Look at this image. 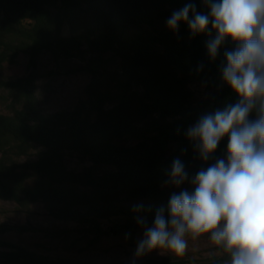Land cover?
Masks as SVG:
<instances>
[{
    "label": "trees",
    "instance_id": "trees-1",
    "mask_svg": "<svg viewBox=\"0 0 264 264\" xmlns=\"http://www.w3.org/2000/svg\"><path fill=\"white\" fill-rule=\"evenodd\" d=\"M189 3L208 14L203 0H0V68L26 53L35 69L48 53L58 62L80 58L85 64L79 69L91 76L85 100L53 113L39 107L34 71L19 80L0 78V91L13 93L11 112L0 113V200L20 209L42 204L55 220L87 226L93 241L134 237L142 230L137 215L151 226L158 208L164 207L167 216L173 192L193 190L187 182L180 188L166 183L174 159L180 158L192 177L225 157L227 137L203 162L185 133L203 115L237 101L220 72L224 53L236 45L226 40L212 60L207 42L216 33L210 25L195 36L184 22L175 32L158 30ZM65 28L71 35H64ZM116 60L118 67L112 68ZM193 81L207 82L214 90L196 100ZM69 153L92 165L69 168ZM101 166L110 169L99 174ZM139 204L144 211L136 213L133 206ZM112 218L121 221L101 228ZM9 229L0 226L2 232ZM1 248L7 250H0V263L48 261L3 239ZM227 259L219 250L211 264ZM197 262L186 253L104 264Z\"/></svg>",
    "mask_w": 264,
    "mask_h": 264
},
{
    "label": "clouds",
    "instance_id": "clouds-1",
    "mask_svg": "<svg viewBox=\"0 0 264 264\" xmlns=\"http://www.w3.org/2000/svg\"><path fill=\"white\" fill-rule=\"evenodd\" d=\"M203 2L208 14L189 3L174 11L166 25L177 31L184 22L194 36L210 25L216 33L207 42L212 60L226 40L236 45L224 53L220 72L237 101L203 115L185 133L203 162L227 137L225 157L192 177L180 158L172 161L166 183L180 188L187 182L193 190L173 192L167 216L164 207L158 208L151 226L137 215L144 234L136 256L167 250L182 257L189 237L206 236L227 255L224 264H264V0ZM133 211H144V205H134Z\"/></svg>",
    "mask_w": 264,
    "mask_h": 264
},
{
    "label": "rangeland",
    "instance_id": "rangeland-1",
    "mask_svg": "<svg viewBox=\"0 0 264 264\" xmlns=\"http://www.w3.org/2000/svg\"><path fill=\"white\" fill-rule=\"evenodd\" d=\"M151 30L150 28H147ZM159 32L172 31L166 24L158 28ZM175 32V31H174ZM64 35L71 32L65 28ZM85 64L80 58L70 61H56L48 53H43L36 68L30 66V57L20 53L13 61H7L0 68V78L4 80H19L30 76L34 71V92L41 111L53 113L63 109L74 108L81 100H85V90L91 81L88 72L79 69ZM119 61L112 64L117 68ZM196 100H202L214 90L207 82L193 81L190 85ZM13 93L0 91V113L11 112ZM66 164L71 169L80 170L92 165L78 153L66 155ZM110 168L101 166L97 173L101 174ZM120 219L112 218L101 222L104 230L111 228ZM0 226L9 227L8 231H0V239L24 247L37 254L51 264V261L67 260L82 264H104L115 261H143L149 258H162L175 255L167 250H154L136 256L138 242L143 238V229L134 237L117 235L104 236L93 241L95 234L88 231L87 226L77 222H63L52 218L42 204L33 205L29 209H20L16 204L0 200ZM0 250H7L1 248ZM186 253L202 264L212 263L219 254L218 248L213 246L206 236L196 240L188 238ZM5 264V263H0ZM224 264V263H223Z\"/></svg>",
    "mask_w": 264,
    "mask_h": 264
}]
</instances>
